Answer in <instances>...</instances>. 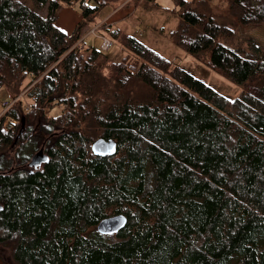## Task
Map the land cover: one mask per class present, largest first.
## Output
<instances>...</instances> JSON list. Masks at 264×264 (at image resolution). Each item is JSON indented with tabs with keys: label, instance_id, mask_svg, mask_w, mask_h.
I'll list each match as a JSON object with an SVG mask.
<instances>
[{
	"label": "trees",
	"instance_id": "1",
	"mask_svg": "<svg viewBox=\"0 0 264 264\" xmlns=\"http://www.w3.org/2000/svg\"><path fill=\"white\" fill-rule=\"evenodd\" d=\"M120 1L34 0L41 17L0 0V88L12 95L0 116L2 240L14 238L17 264H264V52L221 43L232 30L198 0L172 38L242 87L232 104L101 24V36L122 41L110 65L82 38ZM73 3L81 21L65 35L55 23ZM227 4L238 24L264 25V0ZM99 138L116 141L114 156L91 153ZM41 145L48 162L28 167ZM118 214L123 230L96 232Z\"/></svg>",
	"mask_w": 264,
	"mask_h": 264
},
{
	"label": "rangeland",
	"instance_id": "2",
	"mask_svg": "<svg viewBox=\"0 0 264 264\" xmlns=\"http://www.w3.org/2000/svg\"><path fill=\"white\" fill-rule=\"evenodd\" d=\"M35 11L39 16L45 17L46 6L36 5L34 0H17ZM198 0H122L116 6H105L94 18V24L107 20L111 29L119 30L122 36H130L137 39L150 50L166 60L171 67H180L188 71L194 78L219 94L226 102L231 103L242 93V87L235 85L222 77L208 66V54L196 56L186 53L177 47L172 35L175 32L180 14L185 5L194 6ZM211 8L208 18H212L216 24L227 26L232 30L230 39L221 38L220 42L228 47L250 53V44L255 43L264 52V25H240L228 11V0H216L214 2L202 1ZM201 12L203 8L199 9ZM81 15L77 3L63 5L59 11L55 27L65 35H71ZM103 24V23H102ZM106 24V23H105ZM84 31V45L86 48L99 50L112 65L121 60L122 41L107 37L113 42L109 51H102L100 33L93 34ZM88 54L83 53L86 58ZM109 70L103 72L108 75ZM26 90L16 98L23 96ZM9 93L4 87L0 88V116L3 114L4 103L10 101ZM24 98V97H23ZM63 107H53L50 115L58 114ZM49 108L46 109V111ZM43 148L38 146L37 151ZM44 149V148H43ZM34 152L33 154L37 153ZM13 154V153H12ZM32 154V155H33ZM0 235V264H17L13 252L14 238L8 241L2 240Z\"/></svg>",
	"mask_w": 264,
	"mask_h": 264
},
{
	"label": "water",
	"instance_id": "3",
	"mask_svg": "<svg viewBox=\"0 0 264 264\" xmlns=\"http://www.w3.org/2000/svg\"><path fill=\"white\" fill-rule=\"evenodd\" d=\"M116 151L117 143L112 139L105 140L99 138L91 144V153L95 157H112L116 154ZM48 160V157L43 152V148H41L33 155L28 163V167L36 169L46 164ZM126 224L127 218L124 215L118 214L101 220L96 226V232L101 236H113L123 230Z\"/></svg>",
	"mask_w": 264,
	"mask_h": 264
},
{
	"label": "built area",
	"instance_id": "4",
	"mask_svg": "<svg viewBox=\"0 0 264 264\" xmlns=\"http://www.w3.org/2000/svg\"><path fill=\"white\" fill-rule=\"evenodd\" d=\"M100 27H101V24L96 26L95 28H93L90 32L93 34H97L100 32ZM100 38H101V49H102V51H109L113 47V42L105 36L100 35ZM6 108H8V107H6Z\"/></svg>",
	"mask_w": 264,
	"mask_h": 264
},
{
	"label": "crops",
	"instance_id": "5",
	"mask_svg": "<svg viewBox=\"0 0 264 264\" xmlns=\"http://www.w3.org/2000/svg\"><path fill=\"white\" fill-rule=\"evenodd\" d=\"M68 7H69V6H68ZM109 19H110V18H107V20H104V21H103V20L100 21L98 24H96V26H98V25H100V24H102V23H103V24L106 23L107 26H110V27H111V25H109V24L107 23V21H108ZM80 21H81V15L79 16V21H78V23H79ZM78 23H77V24H78ZM77 24H76V25H77Z\"/></svg>",
	"mask_w": 264,
	"mask_h": 264
}]
</instances>
